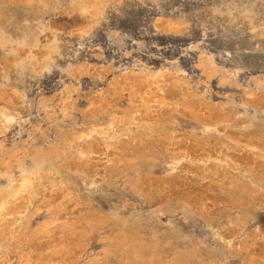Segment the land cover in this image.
I'll list each match as a JSON object with an SVG mask.
<instances>
[{"label":"rangeland","instance_id":"1","mask_svg":"<svg viewBox=\"0 0 264 264\" xmlns=\"http://www.w3.org/2000/svg\"><path fill=\"white\" fill-rule=\"evenodd\" d=\"M70 2L44 16L47 29L33 59L40 63L45 44L55 38L62 55L53 68L20 77L26 83L22 97L11 84L21 83L14 67L29 49L8 53L0 47V183H8V172L17 181L21 159L27 164L32 151L52 145L66 152L56 174L75 183L71 195L64 182H45L34 199L19 201L27 210L20 249L36 264L104 263L113 256L106 248L120 234L106 226L89 239L90 216L116 212L139 236L162 233L171 258L182 264H264V0H118L88 33L92 19ZM205 55L212 59L208 65L201 63ZM156 71L163 74L158 81L148 75ZM149 113L156 120L137 134L135 123ZM143 150L166 158L131 171ZM19 253H9L10 261L17 262Z\"/></svg>","mask_w":264,"mask_h":264},{"label":"bare ground","instance_id":"2","mask_svg":"<svg viewBox=\"0 0 264 264\" xmlns=\"http://www.w3.org/2000/svg\"><path fill=\"white\" fill-rule=\"evenodd\" d=\"M57 4L56 6L64 4V0H56ZM118 0H71L70 4L71 7L78 8L81 13L87 14L92 21L86 26V29L84 33H88L94 26L96 22H98V19L103 17L104 13L106 12V7L111 4L115 3ZM114 5V4H113ZM252 5V4H251ZM56 6H52L49 3H46L44 0H0V47L6 52H15L19 48L22 47H28L29 53L27 58H23L22 60L18 61L15 63L14 69L15 71V78L16 76L21 79L20 77H24V75H30L33 74L35 77V73L39 71H46L51 69L53 66L54 62H56V58L59 55H62L59 49V44H58V38H55L54 40H51L47 44H45V53H44V59L40 62L37 63L34 61L33 58V48L41 46L40 45V35L42 34L43 31L47 29V25L44 24V16L49 13L53 8ZM252 8V7H250ZM111 9V8H110ZM115 9V8H114ZM71 12V11H70ZM74 13V12H73ZM80 15V14H79ZM230 19L234 20L233 18L235 17V14L233 12H229ZM81 16V15H80ZM249 18V21L252 20V16L249 15V13L246 15ZM85 18V17H84ZM85 20V19H84ZM168 20V19H166ZM169 21V20H168ZM167 22V21H166ZM253 22V21H252ZM251 22V23H252ZM79 24V23H78ZM169 24H175L173 21L169 22ZM85 25V23H84ZM49 26V25H48ZM76 26V25H74ZM83 26V24H82ZM160 26V25H159ZM97 27V25L95 26ZM176 29L175 31H178L177 26L174 27ZM59 30V29H58ZM78 31V30H77ZM157 31V28H156ZM51 32V31H50ZM48 33V32H47ZM53 34V33H51ZM46 35V34H45ZM50 35V34H49ZM48 35V36H49ZM87 35V34H86ZM62 36V35H61ZM46 38V37H45ZM51 39V38H50ZM46 41V40H45ZM41 49V48H40ZM205 50V49H204ZM2 54L4 51H1ZM23 52V51H22ZM7 54V53H6ZM17 54V53H16ZM23 54V53H21ZM1 55V54H0ZM19 56V55H18ZM15 57V56H14ZM41 57V56H40ZM70 57V56H69ZM203 57V56H202ZM1 58V57H0ZM200 58V57H199ZM198 58V59H199ZM204 61L201 63H205L206 65L210 64L212 59L210 55H205L204 56ZM21 59V57H20ZM197 59V60H198ZM6 60V59H5ZM4 60V61H5ZM17 60V59H16ZM14 61V60H13ZM172 61V60H171ZM39 62V61H38ZM200 62V61H199ZM140 63V62H139ZM74 65V64H73ZM200 65V64H199ZM206 65H204L206 67ZM77 66V65H76ZM81 66V65H80ZM87 66V65H86ZM143 66V64L141 65ZM147 66V65H146ZM85 67V66H84ZM201 67V66H199ZM53 68V67H52ZM144 68V66H143ZM206 67L205 69H207ZM90 69V68H89ZM158 69V68H157ZM201 69V68H200ZM202 69L204 67L202 66ZM218 68H216L217 70ZM134 70V69H133ZM211 70V69H210ZM73 71V70H72ZM77 71V70H76ZM86 71V70H85ZM137 71V69L135 70ZM204 71V70H203ZM68 72V71H67ZM88 72V71H86ZM117 72V71H115ZM119 72V70H118ZM167 72V71H166ZM212 72V71H211ZM124 73V72H123ZM149 76H152L156 81H158L159 77H162L163 74L161 72H148ZM233 73V72H232ZM232 73L229 72L232 75ZM114 74V73H113ZM135 74V73H134ZM10 74L9 72L5 73V78L6 80L10 79ZM123 74H121L122 76ZM125 75V74H124ZM123 75V76H124ZM127 75V74H126ZM132 75V74H131ZM173 75V74H171ZM31 76V75H30ZM119 76V75H118ZM225 76V75H224ZM227 76V75H226ZM228 76V77H229ZM13 77V78H14ZM74 77V76H73ZM130 77V76H127ZM136 77V76H135ZM169 77V76H167ZM181 77V75L179 76ZM232 77V76H230ZM4 78V77H3ZM116 78V77H115ZM122 78V77H121ZM124 78V77H123ZM210 78V77H209ZM221 78V77H220ZM25 79V78H24ZM106 79V78H105ZM126 79V78H125ZM137 79V78H135ZM151 79V78H150ZM163 79V78H162ZM167 79V78H166ZM26 80V79H25ZM24 80V81H25ZM129 80V79H128ZM168 80V79H167ZM227 80H229L227 78ZM226 80V81H227ZM5 81V80H1ZM21 83H14L12 82V87L14 88V92L17 96L22 97L23 92L22 89L23 80H20ZM104 81V80H103ZM110 81V80H109ZM116 81V80H115ZM198 81V80H197ZM203 81V80H202ZM6 82V81H5ZM10 82V80H9ZM27 82V81H26ZM64 82V81H63ZM136 81H134L135 83ZM139 82V81H137ZM142 82V81H141ZM210 82V81H209ZM3 83V82H2ZM11 83V82H10ZM144 83V82H143ZM208 83V82H207ZM263 83V82H262ZM130 84V83H129ZM148 84V83H146ZM145 84V85H146ZM260 84V82H259ZM2 85V84H1ZM5 85V84H4ZM144 85V84H143ZM142 85V86H143ZM256 85V84H255ZM258 85V84H257ZM7 86V85H6ZM67 86V85H66ZM120 86V85H119ZM126 86V85H125ZM133 86V85H131ZM206 86V85H205ZM209 86V85H208ZM4 87V86H3ZM11 87V88H12ZM69 87V86H68ZM144 87V86H143ZM27 88V87H26ZM62 89L64 88L63 86L61 87ZM142 88V87H141ZM202 88V87H201ZM67 89V88H66ZM70 89V88H69ZM68 89V90H69ZM129 89V88H128ZM140 89V88H139ZM161 90V88H159ZM130 90V89H129ZM133 90V89H131ZM130 90V91H131ZM136 90H138L136 88ZM24 91V90H23ZM112 91V90H111ZM115 91V90H114ZM114 91H112L114 93ZM142 91V90H141ZM162 91V90H161ZM67 92V91H66ZM72 92V91H70ZM117 92V91H115ZM125 92V91H124ZM128 92V91H126ZM60 93V92H59ZM150 93V92H149ZM2 94V92H1ZM91 94V93H90ZM93 94V93H92ZM115 94V93H114ZM128 94V93H127ZM207 94V93H206ZM244 94V93H243ZM65 95V94H64ZM63 95V96H64ZM105 95V94H104ZM111 96L110 94H108ZM117 95V94H116ZM125 95V94H124ZM73 96V95H72ZM99 96V95H98ZM97 96V98H98ZM120 96V95H119ZM128 96V95H127ZM139 96V95H138ZM70 97V96H69ZM74 97V96H73ZM95 97V96H94ZM105 97V96H104ZM44 98V97H43ZM72 98V97H71ZM75 98V97H74ZM100 98V97H99ZM106 98V97H105ZM14 99V98H13ZM39 99V98H38ZM57 99V98H56ZM102 99V98H101ZM100 99V100H101ZM129 99V97H128ZM207 99V98H206ZM33 100V98L31 99ZM58 100V99H57ZM71 100V99H70ZM75 100V99H73ZM98 100V102L100 101ZM137 101V97L135 99ZM3 101V99H2ZM0 101V102H2ZM47 101V99H46ZM103 101V99H102ZM188 101V100H187ZM191 101V100H190ZM210 101V100H209ZM5 102V101H4ZM34 102V101H33ZM49 102V101H48ZM73 102V101H72ZM139 102V100H138ZM171 102V101H170ZM40 103V102H39ZM51 103V101H50ZM54 103V102H52ZM51 103V104H52ZM63 103V102H62ZM100 103V102H99ZM115 103V102H114ZM133 103V102H132ZM143 103V101H142ZM162 103V101H161ZM200 103V102H199ZM3 104V103H2ZM42 104V102H41ZM49 104V105H51ZM69 104V103H68ZM158 104V103H156ZM198 104V103H197ZM35 105V104H34ZM94 105V104H93ZM103 105H106L105 103ZM119 105V104H118ZM146 107L147 105L144 104ZM159 105V104H158ZM205 105V104H203ZM218 105V104H217ZM95 106V105H94ZM97 105L96 107H98ZM109 106V105H108ZM136 106V105H132ZM131 106V107H132ZM140 106V105H139ZM138 106V107H139ZM142 106V105H141ZM152 106V105H151ZM9 107V106H8ZM30 107V106H29ZM28 107V110H29ZM47 107V106H46ZM117 107V105H116ZM137 107V106H136ZM182 107V106H181ZM196 107V106H195ZM247 107V106H246ZM250 107V106H249ZM10 108V107H9ZM25 108V107H24ZM31 108V107H30ZM51 108V107H50ZM95 108V107H94ZM101 108V107H100ZM103 108V107H102ZM111 108V107H110ZM113 108V106H112ZM130 108V107H129ZM143 108V106L141 107ZM184 108V107H183ZM253 108V107H252ZM11 109V108H10ZM128 109V107H127ZM152 109V108H151ZM154 109V108H153ZM152 109V110H153ZM167 109V107L165 108ZM208 109V107H206ZM216 109V108H215ZM248 109V108H247ZM27 110V111H28ZM45 110V109H44ZM53 110V109H52ZM63 110V109H62ZM96 110V109H95ZM151 110V111H152ZM155 110V109H154ZM163 110V108H162ZM190 110V109H189ZM219 110V108H218ZM250 110V109H249ZM60 111V110H59ZM58 111V112H59ZM90 111V110H89ZM126 111V108H125ZM214 111V110H213ZM3 112V111H2ZM88 112V110H87ZM93 112V111H91ZM96 112V111H95ZM195 112V111H194ZM202 112V111H201ZM209 112V111H208ZM235 112V111H234ZM251 112V111H250ZM6 113V112H5ZM10 113V112H9ZM17 113V112H16ZM61 113V112H60ZM94 113V112H93ZM189 113V112H188ZM192 113V112H191ZM197 113V112H196ZM200 113V112H199ZM210 113V112H209ZM252 113V112H251ZM250 113V114H251ZM40 114V113H39ZM89 114V113H88ZM201 114V113H200ZM214 114V112H213ZM4 115V114H3ZM15 116V114H12ZM99 115V114H98ZM253 115V114H252ZM256 115V113H255ZM65 116V115H64ZM85 116V115H84ZM90 116V115H89ZM141 116V115H140ZM198 116H200L198 114ZM211 116V114H210ZM58 117V116H57ZM67 117V116H66ZM177 117V116H176ZM201 117V116H200ZM1 118V117H0ZM14 118V117H12ZM64 118V117H63ZM95 118V117H93ZM159 118H160V113H159ZM224 118V117H222ZM19 119V117H18ZM65 119V118H64ZM141 121H137L135 118L133 120L137 121L135 123V126L138 128H135V132L137 134H142L143 130L147 129V121L154 122L156 120V116L154 114H148L141 118ZM178 119V118H177ZM198 119V118H197ZM204 119V117L202 118ZM210 119V118H209ZM9 120V119H8ZM52 120V118H51ZM60 120V119H58ZM157 120H159L157 118ZM213 120V119H212ZM4 121V120H3ZM13 121V120H12ZM110 121V120H109ZM201 121V120H200ZM203 121V120H202ZM36 122V121H35ZM131 122V121H130ZM158 122V121H157ZM208 122V121H207ZM211 121H209L210 123ZM16 123V120H15ZM31 123V122H30ZM34 123V122H33ZM57 123V122H56ZM55 123V124H56ZM223 123V122H222ZM58 124V123H57ZM137 124V125H136ZM164 124V123H163ZM211 124V123H210ZM35 125V124H34ZM172 125V124H170ZM212 125V124H211ZM13 126V125H12ZM23 126V125H22ZM57 126V125H56ZM59 126V125H58ZM77 126V125H76ZM95 126V125H94ZM100 126V125H99ZM175 126V125H174ZM207 126V125H206ZM210 126V125H209ZM18 127V126H17ZM41 127V126H40ZM111 127V125H110ZM173 127V125H172ZM222 127V126H221ZM7 128V127H6ZM16 128V127H15ZM21 128V127H20ZM73 128V127H72ZM115 128V127H114ZM175 128V127H174ZM194 128V127H193ZM213 128V127H210ZM220 128V127H219ZM223 128V127H222ZM18 129V128H17ZM23 130V127L21 128ZM28 129V128H27ZM47 129V128H45ZM111 129V128H110ZM199 129V128H198ZM19 130V129H18ZM81 130V129H80ZM264 130V128H263ZM44 131V130H43ZM48 131V130H47ZM60 131V130H59ZM197 131V130H196ZM201 131V129H200ZM210 131V130H209ZM227 131V130H225ZM229 131V130H228ZM227 131V132H228ZM19 132V131H18ZM230 132V131H229ZM232 132V131H231ZM2 133V132H1ZM75 133V132H74ZM81 133V131L79 132ZM180 133V132H179ZM187 133V132H186ZM194 133V132H192ZM196 133V132H195ZM206 133V132H203ZM211 133V132H210ZM191 134V132H190ZM199 134V132H198ZM202 134V133H201ZM199 134V135H201ZM75 135V134H74ZM78 135V134H76ZM124 135V134H123ZM179 135V134H178ZM4 136V135H3ZM2 136V137H3ZM31 136V135H30ZM29 136V137H30ZM73 136V135H72ZM70 136V138L72 137ZM82 136V135H81ZM158 136V135H157ZM172 136V135H171ZM181 136V135H180ZM32 137V136H31ZM36 137V136H35ZM76 137V136H75ZM65 138V137H64ZM37 139V138H36ZM20 140V139H19ZM15 141V140H13ZM22 142V140H20ZM43 141V140H42ZM49 141V140H48ZM91 141V140H90ZM89 141V142H90ZM1 142V141H0ZM5 142V140L3 141ZM12 142V141H11ZM10 142V143H11ZM18 142V141H17ZM26 142V141H25ZM23 142V144H26ZM31 142V141H30ZM69 142V141H68ZM75 142V141H74ZM93 142V141H92ZM142 142V141H141ZM128 143V142H127ZM4 144V143H3ZM29 144V140H28ZM37 144V143H36ZM83 144V143H82ZM87 144V143H86ZM90 144V143H89ZM182 144V143H181ZM2 145V144H1ZM0 145V147H1ZM7 145V144H6ZM11 144H9L10 146ZM38 145V144H37ZM41 145V143H39ZM45 145V144H44ZM84 145V144H83ZM159 145V144H158ZM20 146V145H19ZM28 146V145H27ZM30 146H32L30 144ZM67 146V145H66ZM87 146V145H86ZM36 147V145H35ZM68 147V146H67ZM74 147V145H73ZM92 147V146H91ZM136 147V146H135ZM3 148V147H2ZM26 148V147H25ZM21 148V149H25ZM89 148V147H88ZM128 148V147H127ZM130 149V148H129ZM1 150V149H0ZM10 150V149H9ZM14 152V149H12ZM16 150V149H15ZM118 150V149H117ZM174 150V149H173ZM6 151V150H5ZM130 151V150H129ZM144 151V150H143ZM4 152V151H3ZM2 152V153H3ZM12 152V151H11ZM18 152V151H17ZM16 152V153H17ZM259 152V151H258ZM1 154V151H0ZM4 154V153H3ZM6 154V153H5ZM10 154V153H9ZM83 154V153H82ZM152 154V153H151ZM148 154L147 152H143L142 154H139L138 157L134 160L131 161V171H136L139 173L141 171V167L147 166L148 169H151L155 167L156 165L160 164L161 161L163 160L164 157H161L163 159H159L154 155ZM155 154V153H153ZM20 155V154H19ZM116 155V154H115ZM165 155V154H164ZM261 155V154H260ZM66 152L62 150L61 148L52 145L48 147H39L32 151L30 155V160L29 163L25 164L24 160L20 161L19 164V172L20 176L17 181H15L14 176L8 172L6 177L8 179L7 184L0 183V264H36L35 260L33 259L31 254H28L27 252L24 253V249H20L21 246L19 244V232L20 230L24 227L22 225V221L27 215V210H23V207L19 205V201L21 199H27V200H32L36 197V195L39 192H42L41 188L44 189V184L45 182H48L49 185L55 186L59 182L57 181H62L66 184V194L71 195V191L73 187L75 186V183L72 182L71 180H62L63 175L56 174L59 173L60 170V165L59 163L65 159ZM1 157V156H0ZM15 157V156H13ZM84 157V155H83ZM90 157V155H89ZM8 158V157H7ZM171 158V157H169ZM172 159V158H171ZM218 159V158H217ZM255 159V158H254ZM7 160V159H6ZM11 160V159H10ZM87 160V159H86ZM209 160V159H208ZM260 160V159H259ZM27 161V160H26ZM77 161V160H76ZM80 161V160H79ZM164 161V160H163ZM162 161V162H163ZM188 161V160H187ZM194 161V160H193ZM200 161V160H199ZM207 161V160H206ZM9 162V160H8ZM83 162V161H82ZM80 161V163H82ZM86 162V161H85ZM119 162V161H118ZM166 162V161H165ZM204 162V161H203ZM208 162V161H207ZM76 163V162H75ZM89 163V162H88ZM170 163V161H169ZM198 163V162H197ZM255 163V162H254ZM6 164V163H5ZM13 164V162H12ZM14 164H16L14 162ZM86 164V163H85ZM1 165V164H0ZM80 165V164H79ZM88 165V164H87ZM198 165V164H197ZM163 166V165H162ZM84 167V166H83ZM2 168V167H1ZM163 168V167H162ZM232 169V168H231ZM240 170V169H239ZM242 170V169H241ZM126 171V170H125ZM163 171V170H162ZM165 172V171H164ZM105 173V172H104ZM135 173V172H134ZM151 173V172H150ZM18 174V173H17ZM124 174H127L124 173ZM115 175V174H114ZM113 175V176H114ZM76 176V175H74ZM130 177V176H129ZM78 178V177H77ZM82 178V177H81ZM135 178V177H134ZM240 179V178H239ZM252 180V179H251ZM156 181V180H155ZM16 182V183H15ZM157 182V181H156ZM228 183V182H227ZM151 184V183H149ZM156 184V183H155ZM165 184V183H164ZM218 184V183H217ZM237 184V183H236ZM152 185V184H151ZM154 185V184H153ZM238 185V184H237ZM149 186V185H148ZM105 187V186H104ZM82 188V186H81ZM244 188V187H243ZM248 193H252L254 188L252 186L246 187ZM95 189V188H94ZM158 189V188H157ZM226 189V188H225ZM258 189V188H257ZM64 190V189H63ZM39 191V192H38ZM58 191V190H57ZM77 191V190H76ZM82 191V190H81ZM159 191V190H158ZM47 192H45L46 194ZM52 193V192H51ZM54 193V192H53ZM47 195V194H46ZM53 195V194H52ZM55 195V194H54ZM60 195V194H59ZM62 195V194H61ZM73 195V194H72ZM82 195V194H81ZM234 195V194H233ZM83 196V195H82ZM40 197V196H39ZM68 197V196H67ZM56 198V197H55ZM58 198V197H57ZM69 198V197H68ZM83 198V197H82ZM84 199V198H83ZM38 200V199H37ZM48 200V199H47ZM52 200H54L52 198ZM42 201V200H41ZM40 201V202H41ZM74 201V200H73ZM75 202V201H74ZM36 203V202H34ZM42 203V202H41ZM44 203V202H43ZM49 203V202H48ZM53 203V202H52ZM55 203V202H54ZM67 203V202H66ZM51 204V203H50ZM46 205V204H44ZM56 205V204H55ZM67 205V204H66ZM62 206V205H61ZM82 206V205H81ZM43 207V206H42ZM56 207V206H55ZM70 207V206H69ZM80 207V206H79ZM34 208V207H33ZM67 208V207H66ZM71 208V207H70ZM102 208V206H101ZM184 208V207H183ZM32 209V208H31ZM45 209V208H44ZM53 209V208H52ZM113 209V208H112ZM37 210V209H36ZM43 210V209H41ZM74 210V209H73ZM115 210V209H114ZM52 211V210H50ZM71 211V210H70ZM120 211V210H119ZM38 212V211H37ZM45 213V211H44ZM62 212L61 214H63ZM74 213V212H73ZM127 214V212H125ZM60 214V215H61ZM79 214V212H78ZM35 215V214H34ZM48 215V214H47ZM72 215V214H71ZM57 216V215H56ZM59 216V215H58ZM135 216V215H134ZM61 218V216H59ZM63 217V216H62ZM66 217V216H64ZM71 217V216H70ZM74 217V216H73ZM195 217V216H194ZM168 218V217H167ZM188 218V217H187ZM72 219V218H71ZM132 219V218H131ZM231 219V218H230ZM56 220V219H55ZM61 219H59L60 221ZM129 220V219H128ZM123 217H119L116 212H114L112 215L108 214H93L90 216V223H92V229L90 232H88V238L91 239L93 236L92 234H97L100 232L101 229L104 227L108 226L110 228H114L116 231L119 232L120 238H118L117 243L113 246V248H106V252H111L113 254L112 259L107 258L104 263H100L99 260L98 262H91L89 264H182L180 263V259L177 258H171L170 254L171 251L167 250V243L165 239L158 235L155 234V230L153 234H151L150 237H143L141 234H137L135 231V225L131 222H129ZM52 221V220H51ZM64 221V219H63ZM50 222V220L48 221ZM46 222L43 225V230L45 232H48L49 230V223ZM79 222V221H78ZM89 222V221H88ZM55 223V222H54ZM18 224H21L22 227ZM142 224V223H140ZM15 225H18L19 229H15ZM73 225V224H72ZM88 225V224H87ZM80 226H83L80 224ZM248 226V225H247ZM38 228V227H37ZM75 228V227H74ZM78 228V227H77ZM161 229V228H160ZM245 229V228H244ZM235 230V229H234ZM78 231V230H77ZM57 232V231H56ZM106 232V231H105ZM139 232V231H138ZM234 232V231H233ZM244 232V231H243ZM242 232V233H243ZM35 233V232H34ZM101 233V232H100ZM109 234V233H108ZM171 234V233H167ZM166 234V235H167ZM71 235V234H70ZM69 235V236H70ZM165 235V234H164ZM174 235V234H173ZM260 235V234H259ZM66 236V234H65ZM232 236V235H231ZM106 237V236H105ZM239 237V235H238ZM241 237V236H240ZM173 238V236L169 237ZM236 238V237H235ZM49 239V238H48ZM54 239V238H53ZM66 239V238H65ZM70 239V237H69ZM73 239V238H72ZM36 240V239H35ZM50 240V239H49ZM52 240V239H51ZM71 240V239H70ZM221 240V239H220ZM105 241V240H103ZM49 242V241H48ZM243 242V241H242ZM241 242V243H242ZM46 244V242H44ZM51 243V242H50ZM65 243V242H64ZM169 243V242H168ZM171 243V242H170ZM229 243V242H228ZM43 244V242L41 243ZM44 244V245H45ZM66 244V243H65ZM81 244V243H80ZM262 244V243H261ZM170 245V244H169ZM76 246L77 243H76ZM105 247V246H104ZM263 248V246H261ZM24 248V247H23ZM38 248V247H37ZM42 248V246L40 247ZM86 249V248H85ZM255 249V248H253ZM252 249V250H253ZM72 250V249H71ZM70 250V251H71ZM102 252L103 250L100 249ZM243 250V249H242ZM251 250V248H250ZM20 251V253H19ZM28 251V250H27ZM193 251V250H192ZM257 251V250H256ZM261 251V250H260ZM29 252V251H28ZM79 252V251H78ZM255 252V251H254ZM262 252V251H261ZM9 253L15 254L18 256L19 253V260L17 262L10 261V258L8 256ZM49 253V252H48ZM47 253V254H48ZM76 253V252H75ZM99 253V252H98ZM72 254V253H70ZM69 254V255H70ZM80 254V253H79ZM85 254V253H84ZM260 254V253H259ZM65 255V254H64ZM77 255V254H76ZM74 254V256H76ZM81 255V254H80ZM83 255V254H82ZM87 255V254H86ZM261 255V254H260ZM40 257V255H38ZM71 256V255H70ZM73 256V257H74ZM99 256V255H98ZM106 256V254H105ZM109 256V255H108ZM253 256V255H252ZM263 256V254H262ZM53 257V256H52ZM58 257H60L58 255ZM72 257V256H71ZM186 257V256H185ZM258 257V256H257ZM42 258V257H40ZM39 258V259H40ZM47 258V257H46ZM66 258V256H65ZM77 258V256H76ZM102 258V257H101ZM104 258V257H103ZM38 259V257H37ZM45 259V258H44ZM53 259V258H52ZM70 259V258H69ZM68 259V260H69ZM79 259V258H78ZM171 259V261L169 260ZM248 259V258H247ZM54 260V259H53ZM102 260V259H101ZM63 261V260H62ZM77 261V260H76ZM198 261V260H197ZM196 261V262H197ZM244 261V260H243ZM259 261V260H258ZM70 262V261H69ZM68 262V263H69ZM72 262V261H71ZM82 262V261H81ZM43 263V262H42ZM46 263V262H45ZM51 263V262H50ZM49 263V264H50ZM189 263V262H188ZM40 264V263H39ZM71 264V263H70Z\"/></svg>","mask_w":264,"mask_h":264}]
</instances>
